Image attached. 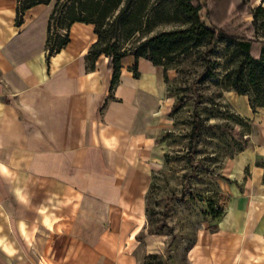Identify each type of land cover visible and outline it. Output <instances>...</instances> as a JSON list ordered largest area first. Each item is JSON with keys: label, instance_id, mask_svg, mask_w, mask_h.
<instances>
[{"label": "crops", "instance_id": "obj_1", "mask_svg": "<svg viewBox=\"0 0 264 264\" xmlns=\"http://www.w3.org/2000/svg\"><path fill=\"white\" fill-rule=\"evenodd\" d=\"M17 4L0 0V264H140V246L161 242L145 198L175 104L163 68L140 56L135 75L127 54L111 92L108 56L89 67L93 23L72 22L49 55L53 4L20 24ZM233 167L224 211L198 230L187 264H264V146Z\"/></svg>", "mask_w": 264, "mask_h": 264}, {"label": "rangeland", "instance_id": "obj_2", "mask_svg": "<svg viewBox=\"0 0 264 264\" xmlns=\"http://www.w3.org/2000/svg\"><path fill=\"white\" fill-rule=\"evenodd\" d=\"M70 2L59 0L51 20V44L66 32ZM116 2L93 0L90 8L85 2L81 13L103 19V47L133 51L148 37L191 24L172 0ZM259 2L192 0L203 6L200 14L206 23L223 24L229 32L250 39L253 58L259 57L264 40V17L256 23L250 21V9ZM244 59L235 41L222 39L207 51L205 37L186 52L162 60L171 75L167 76V91L175 98L176 107L171 125L158 138L161 157L145 198L146 231L156 234L160 249L154 255L145 254L140 246V264H187L186 251L198 230L216 226L215 213L223 206L227 186L233 181L237 157L242 152L247 155L257 144L264 146V81L256 85L248 82L250 64ZM239 75L247 94L233 89L232 82ZM184 95L188 98L178 102ZM196 113L199 131L192 144Z\"/></svg>", "mask_w": 264, "mask_h": 264}, {"label": "trees", "instance_id": "obj_3", "mask_svg": "<svg viewBox=\"0 0 264 264\" xmlns=\"http://www.w3.org/2000/svg\"><path fill=\"white\" fill-rule=\"evenodd\" d=\"M93 0H71L67 6V11L69 13L68 22L65 25L66 32L59 38L57 43L51 44L50 41V28L52 27L51 20L56 8L59 6V0H55L52 4V10L50 12L47 24V34H46V49L47 53L50 55L58 51L69 41L68 29L72 22L74 21H83L90 22L94 24V31L97 35L96 41L91 45L89 49V59L92 63L89 64L93 66L94 59L101 53H104L109 58V67L113 70L112 79L110 83V91L112 92L115 84L117 83L119 72H120V61L121 58L127 54H132L135 58L132 69L134 74H137V59L140 56L146 57L151 60L154 64L160 65L164 71V78L167 81L166 70L167 67L163 63V59L169 60L172 57L173 53H184L187 50L191 49L193 45L198 44L206 37V49L207 51L212 50L215 44H217L222 39H228L235 41L240 47L244 57L250 64V68L247 73L248 82L256 85L264 81V40L263 45L259 51V57L253 58L250 53L251 40L244 39L243 37L229 32L223 24H217L216 22H210L209 24L205 22L202 18L200 11L203 6L199 3L193 4L192 0H172L180 10L188 15L190 20V25L181 30H173L168 32H162L160 34L148 37L135 46L133 51H126L123 49H118L114 45L111 46H101L103 36H102V25L103 19L98 20L91 17L82 15L84 9V4L90 8V4ZM17 9H16V23L20 24L23 19V14L25 9L39 4V3H50L52 0H17ZM116 3H120V0H117ZM78 6H75V5ZM118 6V4H116ZM77 9V10H75ZM132 10H130L131 12ZM250 12L252 13V22L256 23L261 17H264V6L259 3L258 5L251 7ZM103 18V17H102ZM255 67L257 70H255ZM244 79L242 75H239L237 79L233 80L232 86L240 94H247V88L243 84ZM188 96L184 95L178 99L183 101ZM176 106L172 108V112ZM199 119L198 113L195 114V121L193 127V133L191 135V142H195L196 136L199 131V125L197 123ZM149 189V188H148ZM148 191V190H147ZM147 195V192H146ZM224 211L223 206L217 208L215 216L219 218ZM152 255H154L152 253Z\"/></svg>", "mask_w": 264, "mask_h": 264}]
</instances>
